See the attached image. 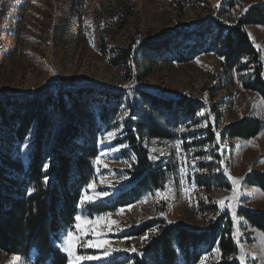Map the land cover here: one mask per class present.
I'll use <instances>...</instances> for the list:
<instances>
[{
  "label": "rangeland",
  "instance_id": "374dc122",
  "mask_svg": "<svg viewBox=\"0 0 264 264\" xmlns=\"http://www.w3.org/2000/svg\"><path fill=\"white\" fill-rule=\"evenodd\" d=\"M228 1L0 0V96L30 95L56 84L91 85L119 94L115 106L99 101L96 94L86 102L89 121L96 130L97 157H101L99 165L93 162L95 176L91 183L96 193H108L94 203L117 196L120 184L126 180L125 171L134 162L126 146L117 144L130 119L135 122L142 113L152 112L172 137L145 142L150 161L165 173L159 190L167 193L168 199L156 197L157 190H152L135 204L122 208L120 215H116L119 209L114 214L92 216L95 219L111 214L107 219L117 224L109 230L102 221L96 228L97 236L82 237L81 242H108L104 248L78 246L80 255L102 257L82 264L113 256L116 262L123 260L146 236L126 242L122 234L155 217L182 222L197 231L206 229L208 221L216 217L228 218L236 257L242 246L246 264H264V236L256 230L243 236L240 219L234 229L231 211H222L217 203L232 195L227 169L229 175L240 180L236 214L241 210L264 213V193L244 182L249 175L264 174L263 103L257 94L241 87L236 72L223 68L216 48L211 46L220 26H233L245 9L261 6L264 0H232L233 6ZM245 32L259 53L264 80V27L249 26ZM178 33L190 37L178 38L171 55L142 56L144 40ZM127 46L131 47V57L119 62V51ZM142 93L166 102L186 97L195 105L194 113L187 116L178 108L171 112L150 107ZM107 109L114 112L108 113V122L103 124L101 115ZM200 112L204 115H198ZM243 119L259 120L263 129L250 140L231 139L227 127ZM176 144L180 145L179 151ZM91 192L85 188L81 198ZM94 203H86L83 212L78 206V215H84L87 206ZM214 209L217 216L210 213ZM67 232L61 233L60 248ZM234 234L238 241L233 239ZM105 249L117 251H110L111 257L107 258ZM216 249V245L209 252L202 248L198 264L219 262ZM35 256V251L26 259L0 254V264L33 263Z\"/></svg>",
  "mask_w": 264,
  "mask_h": 264
},
{
  "label": "trees",
  "instance_id": "16d2710c",
  "mask_svg": "<svg viewBox=\"0 0 264 264\" xmlns=\"http://www.w3.org/2000/svg\"><path fill=\"white\" fill-rule=\"evenodd\" d=\"M228 2L234 5L232 0ZM249 26L264 27V4L248 8L233 26H220L211 46L220 59L224 58L223 68L236 72L241 87L257 94L264 107L262 65L245 32ZM189 37L188 33H178L144 40L140 52L144 58L149 57L147 54L171 55L178 38ZM119 52V62L130 59V46ZM95 94L99 101L118 105V93L91 85L56 84L30 95L0 96V254L26 259L35 251L34 262L28 264H68L67 255L59 247L60 236L62 231H74L82 191L95 176L96 130L89 121L86 104ZM142 96L150 107L171 112L178 108L187 116L194 113L195 105L186 97L166 102L144 93ZM109 112L114 109L102 113L103 124H107ZM262 129L261 121L243 119L228 126L227 132L231 139L250 140ZM171 138L152 112L142 113L135 122L130 119L124 137L117 141L134 156L125 171L126 180L115 198L88 205L84 215L91 218L114 214L135 204L144 193L161 189L165 173L150 161L145 142ZM44 165H48L46 170ZM244 182L264 193V174L254 173ZM210 213L218 214L216 209ZM237 216L243 236L249 230L264 234V213L241 210ZM231 229V221L222 217L208 221V227L198 231L182 222L155 217L122 234L126 242L146 236L123 260L116 262L113 256L88 264H198L203 255L201 249L209 252L215 245L220 260L213 264H239Z\"/></svg>",
  "mask_w": 264,
  "mask_h": 264
},
{
  "label": "snow or ice",
  "instance_id": "6c2138e0",
  "mask_svg": "<svg viewBox=\"0 0 264 264\" xmlns=\"http://www.w3.org/2000/svg\"><path fill=\"white\" fill-rule=\"evenodd\" d=\"M247 11V9H245ZM221 59H224L221 57ZM255 107V105H254ZM198 115L203 116L204 113L200 112ZM201 127H204L205 125H200ZM180 131H183V129H180ZM110 136L114 135V133H110ZM219 133H217V137H219ZM251 143V142H249ZM177 151L180 149V145L176 144L175 145ZM118 149H112V151H116ZM207 159H210L208 157ZM95 163L99 165L101 163V157H97L95 160ZM221 164L223 162L221 161ZM48 165H44L45 170L47 169ZM182 172L184 171L183 169L181 170ZM225 174L228 175V179L231 180L233 188H232V195L231 197H227L225 199H221L218 201V205L220 206V209L223 211L225 209L231 211L232 214V221H233V228L236 229L237 224H238V216L235 211V207L239 205V186H240V180L233 178L231 175L227 173V169H225ZM183 183V181H182ZM89 189H92L91 194H85L79 203V207L81 208L82 212L85 209L86 203H94L95 199L105 197L108 195L107 192L103 193H96L95 188H94V183H90L88 185ZM186 191V190H185ZM156 197L161 198V199H168V195L165 192H162L161 190H157L155 193ZM146 202V201H142ZM233 202H236L235 204ZM123 212V209H120L116 215H120ZM111 214H106V216H98L95 219H91L86 215H76L74 220V228L76 231H68L66 235L63 237V243L61 245V250L66 253L67 255V260L68 264H82L83 261H93V260H98L101 259L102 257L100 256H87V255H80L77 253V247H94V248H104V245L107 244V241H104L103 243H100L99 241L94 242L93 240H88V241H82L83 236L87 235H92V236H97L96 228L98 225L101 224L102 221L106 223V226L108 229H111V226L114 224H117V221L107 219V216H110ZM88 226L85 228L84 226ZM153 232L156 231V229H152ZM264 236V234H261ZM233 239L238 241V235L233 236ZM110 251H117V249H105L104 250V256L109 255ZM125 251H128L127 249ZM131 251H135V249H131ZM215 251H219V249H216ZM205 260L207 257L204 258ZM239 261V264H246V256L243 250V247L240 246V255L235 257Z\"/></svg>",
  "mask_w": 264,
  "mask_h": 264
},
{
  "label": "bare ground",
  "instance_id": "6f19581e",
  "mask_svg": "<svg viewBox=\"0 0 264 264\" xmlns=\"http://www.w3.org/2000/svg\"><path fill=\"white\" fill-rule=\"evenodd\" d=\"M89 190H90V189H89ZM118 245H119L120 247H122V244L119 243ZM110 257H111V254H109L107 258H110ZM99 261H100V260H99Z\"/></svg>",
  "mask_w": 264,
  "mask_h": 264
}]
</instances>
